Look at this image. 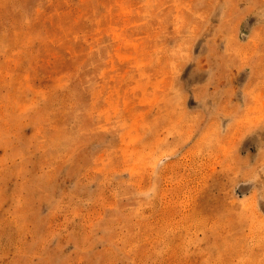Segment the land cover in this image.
<instances>
[{"label": "crops", "instance_id": "0c3cea01", "mask_svg": "<svg viewBox=\"0 0 264 264\" xmlns=\"http://www.w3.org/2000/svg\"><path fill=\"white\" fill-rule=\"evenodd\" d=\"M8 1L11 7H3L12 8L15 15L49 13V39L41 46L43 61L73 63L78 74L68 77L52 105L40 110V122L36 103L23 107L19 131L7 120L13 116H7L11 110L7 112L6 103H2L6 93L0 84V264H68L70 252L85 257L97 244L110 249L123 237L150 244L153 238L144 228L140 234L132 228L127 230L124 219H135L136 211L143 218H151L167 209L162 190L149 186L127 190L119 199H103L112 192L107 183L112 168L145 159L151 147L159 150L160 162H173L175 156L168 154L189 141L193 125L188 116V121L182 120L188 106L183 101L174 111L175 119L160 120L161 113L165 118L171 97L198 96L197 90L203 88L222 97L239 96L240 83L248 75L264 79V20L245 27L264 8V0H119L125 13L118 12L111 0H91V4L87 0ZM122 20L128 23L123 25ZM10 28L9 22L0 20V64L6 63L1 40ZM170 33H178L179 39L167 46L172 83L157 121L150 124L146 117L135 122L119 120L122 108L155 83L157 69L165 63L157 55L152 60L141 58L134 67L128 54L134 45L124 34L138 38L139 49L150 51L163 47ZM89 55L93 60L87 62ZM123 61L137 71L126 76L127 83H122L124 74H120L125 69ZM0 80L6 81L1 73ZM72 111L83 116L73 119ZM122 126L129 127L126 136L113 137L106 153L95 156L97 140L107 134L117 135ZM240 126L237 121L236 127ZM223 132L229 135V130ZM118 147L124 148L117 152ZM229 160L227 167L210 169L203 176L204 185L190 206L195 226L181 222L166 234L163 249L185 247L166 256L163 264H192L203 258L222 264H264V233L241 228L245 211L252 205L257 207L256 202L241 201L238 194V185L246 178L242 174L245 158L233 152ZM58 194L63 201L55 203ZM71 196L79 198L74 203L81 208L88 205L102 211L83 237V244L70 250L65 233L54 230L57 215L70 207L67 200ZM164 213L171 214L172 209ZM184 215L182 211L180 216ZM213 226L223 229L221 237H208V227ZM118 248L122 264H136L132 245Z\"/></svg>", "mask_w": 264, "mask_h": 264}, {"label": "rangeland", "instance_id": "374dc122", "mask_svg": "<svg viewBox=\"0 0 264 264\" xmlns=\"http://www.w3.org/2000/svg\"><path fill=\"white\" fill-rule=\"evenodd\" d=\"M111 1L116 4L118 12L125 13L119 0L116 3L113 0ZM88 3L91 4V0H87ZM3 4L11 7L8 0L5 2L0 0V12H2L0 20L9 22L11 28L8 36L1 40V47L3 48L1 50L5 52V58L4 55L3 58L6 59V63L0 64V73L6 78V81L0 80V84L3 85L2 88H5L6 93V96L2 98V103H6L7 112L11 110V113L8 112L7 116L10 114L13 116L11 118L7 117V120L9 119L10 124L17 125L16 131H19L21 130L19 126L21 123L20 116L23 115V107L30 102L36 103L39 106L37 116L40 122L42 116L40 110L52 105L54 95L65 87V81L68 77L77 76L78 69L73 63L69 64L62 59L53 60L52 63L43 61L41 46L49 39L47 32L51 23L49 13L33 16L20 14L21 16H19L13 13L12 8L3 7ZM48 11L50 12L52 9ZM251 19L250 22L245 23L246 28H249L253 22L264 20V8L252 16ZM127 23V20H122L123 25ZM73 25L75 24L73 23ZM71 27L72 24L69 25V29ZM170 34L165 37L166 44L163 47L151 49L150 51L139 49L137 47L138 38L130 34H124V36L128 35L127 40H131L134 45V48L129 50L128 53L129 56H132L129 60H132L134 67L141 58L148 57L152 60V58H158L157 55L165 63L157 69L156 75H159V77L155 83L151 82L142 95L136 97L130 105L122 108L119 112V120L129 119L131 122H135L146 117L150 124L157 121L155 119L158 116L157 112L162 111L164 100L169 98L166 93L169 92V86L172 83V69L168 63L167 46L179 39L178 33ZM69 35L70 32H67V37ZM137 49H139L140 54H137ZM121 51L122 49H119V53ZM123 51L127 50L123 48ZM141 52L144 54L141 55ZM249 53L251 54V51ZM138 55H141V57H138ZM86 58L89 62L93 60V55ZM123 62L121 63L123 64ZM133 65H127L126 62L123 65L125 69H122L120 73L124 74L122 75V83H127L126 76L137 72L132 70ZM191 67L188 68L186 74L190 73ZM249 73L252 74V72ZM246 80L243 84L240 83L239 96L228 95L222 97L215 91L209 92L203 88L197 90L198 96L190 94L187 98L171 97L165 118L161 113L160 120L175 119L176 113L174 111L180 109L181 101H183L188 106L186 107V113L181 115L182 120L185 123L188 121V116L190 124L193 125V131L190 132L192 136L189 137V141L178 151L167 153L168 157L175 156L173 162H160L159 150L156 147H151L145 153V159L136 160L130 165L128 163V165L122 164L112 168L113 171L107 182L112 192L103 195V199H119L120 195L125 194L127 190H140L149 186H157L162 190L163 204L166 205L167 209H172L171 214H165L164 211L167 209H162L161 213H157L151 218H143L136 211L135 219L131 217L124 219L127 230L132 228V231L140 234L142 228H144L146 234H150L153 241L150 244L149 242L141 243L140 239L133 243V241H129L130 237H123L115 246L113 244L110 249H106L103 244H97L95 250L91 248L89 254L85 257L70 252L66 256V259L70 262L68 264H122L118 247L124 244L133 246L137 254L136 264H163L164 259H167L166 256H173L179 250L182 252L185 247L184 244L176 249H163L166 234L180 225L178 223L181 222H185L190 228L195 226V219L190 206L197 191L204 185L203 176L210 169L227 167L226 165L231 163L229 156L231 158L233 152H239L245 158L242 163L245 170L242 174L246 178L238 185L240 199L252 204L256 202L257 205V207L252 205L245 211V223L241 228L246 232L264 233V79L260 75H248ZM227 92L229 94L233 93L230 90H227ZM183 107L185 106L182 104ZM196 110H198L197 113ZM181 113L183 112H180L178 117ZM77 115L82 117L83 113L71 112L73 119ZM237 121L241 122V126L238 128L236 127ZM128 129L129 127L122 126L117 135L113 133L99 138L97 140V150H94V152H97L95 156L104 155L113 137L124 138ZM225 129L229 130L230 136L223 132ZM118 148L116 151L121 152L120 149L124 147ZM182 156H185V159H180ZM217 187L215 184V191ZM77 200H79L77 196H71L67 200L70 207L66 211L58 213L54 230L55 232L65 233L67 236L65 244L70 250L83 244V237L92 230L94 221L99 219L102 211L88 205H82L84 207L81 208L74 203ZM54 201L55 203L62 202L61 194H58ZM78 207L80 209H77ZM184 207H186L185 210ZM182 211L186 215L181 217ZM164 217L167 219H162ZM170 218L173 220H170ZM174 218L177 220L174 221ZM202 227L205 228V226ZM208 229V237L219 238L223 235V229L218 226L208 227ZM222 263L223 261L219 260L206 262L205 258L192 262V264Z\"/></svg>", "mask_w": 264, "mask_h": 264}]
</instances>
